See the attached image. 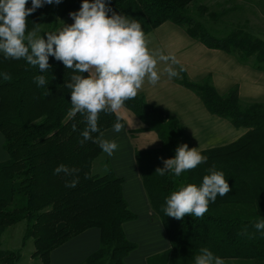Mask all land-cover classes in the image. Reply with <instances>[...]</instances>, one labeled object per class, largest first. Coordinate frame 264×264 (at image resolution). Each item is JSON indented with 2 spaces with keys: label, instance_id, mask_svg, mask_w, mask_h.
<instances>
[{
  "label": "trees",
  "instance_id": "16d2710c",
  "mask_svg": "<svg viewBox=\"0 0 264 264\" xmlns=\"http://www.w3.org/2000/svg\"><path fill=\"white\" fill-rule=\"evenodd\" d=\"M82 2L61 0L60 16ZM105 2L109 16L116 13L135 19L145 34L169 21L205 47L233 54L239 62L264 71V40L240 27L215 35L203 16L215 19L216 14L195 5L194 0ZM26 7H32V0ZM48 7L44 4L27 17L28 31L42 26ZM59 24L53 19L41 37L46 40L47 33H53ZM49 65L41 72L24 59H6L0 54V132L8 153V159L0 162V237L7 226L23 220L22 245L32 239L33 255L40 257L41 264H49L51 250L85 229L97 227L98 249L78 264H125L124 257L136 244L126 238L122 225L136 216L121 193L123 180L114 174L107 157L103 159L104 172H92V163L103 150L93 142L99 132L81 143V133L87 127L85 116L70 115L71 90L65 85L77 73L52 56ZM3 73L10 74L11 80L5 81ZM39 75L45 77L46 85L37 86L34 78ZM178 82L194 91L209 113L247 130L228 144L198 149L207 160L196 168L180 176L172 172L161 176L155 172L164 167V160L174 158L178 146L187 144L191 149L192 143L176 118L147 103L141 95L125 101L124 106L144 124L141 130L155 132L161 141L158 149L135 151L149 204L170 244L162 254L150 256L146 264H194L195 255L205 247L224 264H264V230L254 227L264 219V102L242 103L237 87L219 94L210 77L194 82L182 71ZM117 118L116 113L101 112L100 132L112 127ZM60 165L78 172L56 174L54 170ZM213 167L224 173L232 190L209 202L202 218L177 220L166 216L164 207L171 193L187 184L200 186ZM77 178L74 188L65 186ZM19 258L20 249H0V264H16Z\"/></svg>",
  "mask_w": 264,
  "mask_h": 264
},
{
  "label": "clouds",
  "instance_id": "9594fccd",
  "mask_svg": "<svg viewBox=\"0 0 264 264\" xmlns=\"http://www.w3.org/2000/svg\"><path fill=\"white\" fill-rule=\"evenodd\" d=\"M27 3L28 0H0V52L6 59H24L29 65L38 66L41 72L49 69V56H52L66 69L77 73L65 86L71 90L70 115L81 113L85 116L87 127L81 133V143L93 139L92 134L99 132L93 142L111 156L118 145L103 138L104 133L98 128L99 114H118L125 101L136 98L145 82L155 86L161 79L157 67L160 62L166 65L163 73L169 79L178 77L179 71L174 65L179 61L174 54L166 55L161 50L151 49L150 41L137 20H129L116 13L109 16L105 0H83L80 10L69 14L74 23L64 25L57 32L47 33L46 40L38 28L27 30V17L44 4H60L61 0H32L31 8L26 7ZM2 75L5 81L12 78L8 73ZM34 80L38 87L47 84L43 75ZM123 128L118 116L113 131L119 133ZM206 160L207 157L197 148L189 149L187 144H183L177 147L175 157L164 160V167L157 168L155 173L163 176L165 172H172L180 176ZM54 171L72 175L78 169L60 165ZM208 171L200 186L187 184L171 193L164 207L166 216L177 220L185 216L202 218L208 211L209 202H215L218 195L225 196L232 190L222 171L214 167ZM77 183L78 178L65 186L74 188ZM254 227L257 231L264 230V219L257 221ZM194 264L224 262L205 247L195 255Z\"/></svg>",
  "mask_w": 264,
  "mask_h": 264
},
{
  "label": "crops",
  "instance_id": "0c3cea01",
  "mask_svg": "<svg viewBox=\"0 0 264 264\" xmlns=\"http://www.w3.org/2000/svg\"><path fill=\"white\" fill-rule=\"evenodd\" d=\"M80 7L72 8L66 18L72 20L68 15L78 12ZM60 9L61 5L49 4L48 16L44 18L48 23L58 19L60 24L54 32L62 29L64 25L72 24L69 20L58 18ZM146 36L151 49L176 56L179 64L174 67L179 71V76L169 79L163 73L166 65L160 62L157 66L161 73L160 81L155 86L145 82L138 95L147 103L176 118L192 145V139L197 141L199 150L225 145L240 137L246 128L236 127L228 119L226 123L222 117L209 113L194 91L179 84L182 74L180 69H183L190 81L199 82L210 77L219 94L237 87L239 100L243 103L264 102V71L239 62L233 54L205 47L198 40L191 38L183 28L169 21L153 28ZM0 54L4 55L2 52ZM117 115L122 119L120 123L124 125L123 130L117 133L113 131V126L109 127L103 131V138L115 141L118 145L107 159L117 178H122L121 193L136 216L122 225L126 238L136 244L123 261L125 264H146L150 256L162 254L170 244L161 221L149 204L137 168L135 151L158 149L161 141L155 132L141 130L144 124L129 108L124 106ZM139 136L140 143L153 147L140 148L135 142ZM3 143L4 136L0 132V162L8 159ZM99 241V228L85 229L51 250L49 264H78L98 249Z\"/></svg>",
  "mask_w": 264,
  "mask_h": 264
},
{
  "label": "rangeland",
  "instance_id": "374dc122",
  "mask_svg": "<svg viewBox=\"0 0 264 264\" xmlns=\"http://www.w3.org/2000/svg\"><path fill=\"white\" fill-rule=\"evenodd\" d=\"M194 2L195 5H203L207 8L208 12L216 14L215 19L207 15L203 16L204 23L215 35L222 36L233 28L240 27L264 40V0H194ZM66 17L67 15L60 16L59 11L58 18H64L63 20L68 21L69 19ZM69 21L74 23L73 20ZM47 24L48 20L45 19L44 23L39 28L40 32L44 30L43 28H45ZM226 120L227 119L224 120L223 118V121L227 123L228 121ZM137 138L135 142L140 148H146L145 146L150 148L153 147L140 143L138 141L140 136ZM192 140L193 148H197V141L195 139ZM105 157L109 158V155L103 151L93 161L91 166L93 173L102 174L104 172L103 159ZM235 210L236 207L234 206L233 211ZM24 230L25 222L23 220L7 226L0 237V249L11 251L20 249V258L16 264H41L42 261L40 257H35L33 255V251L35 250L33 240L29 239L22 245ZM29 258H31V260H29Z\"/></svg>",
  "mask_w": 264,
  "mask_h": 264
},
{
  "label": "built area",
  "instance_id": "2783aa9c",
  "mask_svg": "<svg viewBox=\"0 0 264 264\" xmlns=\"http://www.w3.org/2000/svg\"><path fill=\"white\" fill-rule=\"evenodd\" d=\"M68 17H69V18H71V16H70V15H68Z\"/></svg>",
  "mask_w": 264,
  "mask_h": 264
}]
</instances>
